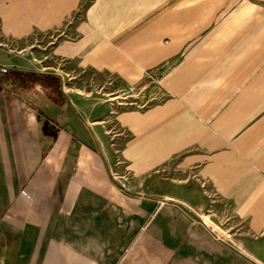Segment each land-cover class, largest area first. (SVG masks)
Wrapping results in <instances>:
<instances>
[{"label": "crops", "instance_id": "crops-1", "mask_svg": "<svg viewBox=\"0 0 264 264\" xmlns=\"http://www.w3.org/2000/svg\"><path fill=\"white\" fill-rule=\"evenodd\" d=\"M198 1L93 0L69 20L80 0H0V65L74 91L59 108L0 74V262L264 264V0ZM163 65L166 101L120 116L135 134L123 158L149 201L69 193L90 182L47 193L42 155L59 153V124L96 139L77 76L128 84Z\"/></svg>", "mask_w": 264, "mask_h": 264}, {"label": "rangeland", "instance_id": "rangeland-1", "mask_svg": "<svg viewBox=\"0 0 264 264\" xmlns=\"http://www.w3.org/2000/svg\"><path fill=\"white\" fill-rule=\"evenodd\" d=\"M92 1L80 0L69 20L83 18ZM197 2L199 1L197 0ZM22 58L26 57L23 55ZM33 60L40 63L42 59L33 58ZM63 63L64 60L59 59V72L62 70ZM168 69L167 65L152 68L147 70L137 81L128 84H122L114 75L111 78L108 76L93 77L87 73L77 76V80H80L83 83L82 87L86 89L79 90V92L75 91L74 100L76 103L77 101L90 100L100 116L96 118L97 122L92 125L96 139L93 140L89 134L84 136L82 131H79L78 137H71V133L64 127L65 124H59V148H57L59 153H51L50 148H45L42 155V160H46L49 168L51 166L48 171V178L54 179L56 183L55 186L48 187L47 193H63L67 187L59 186L61 182L76 181L80 184L90 182L92 185L88 188L69 187V193L133 195L145 202L149 201L153 196L150 188L148 189L141 179H136L134 172L128 168L127 162L123 158V149L135 134L130 127L123 123L120 116L123 112L128 114L138 111L147 112L153 106L166 101L168 92L164 89L162 81ZM9 72L10 69L8 68L7 73ZM59 77L61 78L60 75ZM61 81L65 99L59 108L67 109L70 104L68 94L74 91H67V86H64L65 83L62 78ZM15 85L16 88L23 90L32 88L33 93L36 94L37 92L43 98L49 95L51 98L50 91L38 83L27 88L16 82ZM9 157L12 158L13 156ZM10 162L14 165L13 159H10ZM8 173L13 174L14 172ZM33 178L35 177L32 176ZM16 189L20 193L22 188L17 187ZM3 190L0 188L1 209H5ZM212 227L209 228L212 229L211 232L217 240L230 242V236H226L224 233L220 234L219 231L213 229L215 227Z\"/></svg>", "mask_w": 264, "mask_h": 264}, {"label": "trees", "instance_id": "trees-1", "mask_svg": "<svg viewBox=\"0 0 264 264\" xmlns=\"http://www.w3.org/2000/svg\"><path fill=\"white\" fill-rule=\"evenodd\" d=\"M4 79L6 81H14L24 88L38 83L50 91L53 101L59 103V105H63L62 102L65 97L62 91V81L54 73L11 71L4 75Z\"/></svg>", "mask_w": 264, "mask_h": 264}, {"label": "built area", "instance_id": "built-area-1", "mask_svg": "<svg viewBox=\"0 0 264 264\" xmlns=\"http://www.w3.org/2000/svg\"><path fill=\"white\" fill-rule=\"evenodd\" d=\"M8 72V68H6V67H3V66H0V73H3V74H5V73H7ZM213 228V227H212ZM214 229V228H213ZM0 264H5V263H0Z\"/></svg>", "mask_w": 264, "mask_h": 264}]
</instances>
